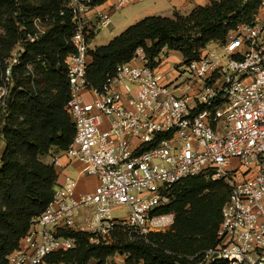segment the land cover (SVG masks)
Wrapping results in <instances>:
<instances>
[{"label": "built area", "instance_id": "built-area-1", "mask_svg": "<svg viewBox=\"0 0 264 264\" xmlns=\"http://www.w3.org/2000/svg\"><path fill=\"white\" fill-rule=\"evenodd\" d=\"M95 1L64 0L59 15L71 16L65 109L75 127L62 154L83 164L97 185L79 193L77 181L67 177L7 264H51V256L77 248V239L66 234H85L98 246L109 244L116 227L130 241L170 229L173 214L157 212L175 201V185L199 176L223 181L230 193L221 209L218 245L201 253L197 264H264V0L224 42H211L220 49H208L209 43L171 80L164 82L139 48L97 88L87 77L91 41L111 19L96 11ZM144 1L113 0L111 9ZM47 24L35 19L26 40L38 42ZM21 53L20 47L5 70L6 85ZM50 159L62 166L57 156ZM233 160L240 163L236 170ZM118 207L126 208L125 218H113Z\"/></svg>", "mask_w": 264, "mask_h": 264}, {"label": "trees", "instance_id": "trees-1", "mask_svg": "<svg viewBox=\"0 0 264 264\" xmlns=\"http://www.w3.org/2000/svg\"><path fill=\"white\" fill-rule=\"evenodd\" d=\"M108 0H96L102 5ZM64 0H0V88L6 85L5 59L22 48L19 65L13 67L11 84L0 103V264L18 249L34 219L45 212L58 185V169L45 163L53 151L63 152L72 143L75 127L66 111L69 86L66 59L73 53L67 44L71 16L59 15ZM262 0H211L189 15L147 17L129 27L105 46L90 51L87 77L91 86L103 85L119 65L128 63L142 48L149 66L164 51L178 52L185 62L199 59L211 42H224L230 31L250 18ZM48 20V30L36 43L26 40L33 22ZM2 29V32H1ZM30 67L31 71L28 70ZM223 182L203 176L186 179L173 188L175 201L158 214H174L172 228L130 241L116 227L110 244L91 245L85 234L75 250L49 258L51 264H99L117 255L126 264H197L204 251L218 245L221 209L229 198Z\"/></svg>", "mask_w": 264, "mask_h": 264}, {"label": "crops", "instance_id": "crops-1", "mask_svg": "<svg viewBox=\"0 0 264 264\" xmlns=\"http://www.w3.org/2000/svg\"><path fill=\"white\" fill-rule=\"evenodd\" d=\"M211 0H145L141 3H135L131 6H128L120 11H114L111 9V5L113 4V0H108L104 4L97 7L96 11L105 12L110 16V19H113L112 14L125 11V16L130 19V23H128L125 27H123L118 35H115V38L121 35L125 30L129 27L137 24L141 20L147 17H164V18H173L175 13H178L182 16L189 15L194 9L198 7H206L210 5ZM95 16V12L91 14L93 18ZM112 16V17H111ZM125 16H123L125 18ZM128 19H121L118 21V25H122L124 22H127ZM112 22V21H111ZM112 24L110 25V27ZM109 28V27H108ZM106 29V28H105ZM101 33V30L93 36L91 41L92 49H96L100 47V45H93V41H95L98 35ZM114 38L108 41L105 45L111 42ZM104 45V46H105ZM91 62V59H90ZM51 156H57L59 158L62 166L58 169L59 177H58V185L57 188L60 187L67 177L72 178L77 181V192L79 193H87L93 191L95 186L97 185V179L94 177L87 176L85 173V166L83 164L77 162H70L69 159L59 153L57 151L51 152Z\"/></svg>", "mask_w": 264, "mask_h": 264}, {"label": "rangeland", "instance_id": "rangeland-1", "mask_svg": "<svg viewBox=\"0 0 264 264\" xmlns=\"http://www.w3.org/2000/svg\"><path fill=\"white\" fill-rule=\"evenodd\" d=\"M125 14H126V10L112 14V16H113V19L111 18L112 26L109 28H106V29L100 28L101 33L98 35L97 39L95 41H93V45L104 46L112 38H115V35H118L117 33H120V31H122L123 27H125L128 23H130V19H128V16H130V15H128L126 17ZM123 16H125V18ZM121 19H128V21L124 22L122 25H118L117 22L120 21ZM1 32H2V29H1ZM210 48L211 49H220V45L217 43H211L209 45L208 49H210ZM18 52H20V47L16 46L11 51V54L9 55L10 57L5 59V61H4L5 64L8 65L9 62L11 61V59L13 58V56L16 55ZM155 62L158 64V67L155 69L156 74L161 75L164 82L171 80L173 78V76L175 75V70H178V69L180 70L181 66L185 63L183 60V57L181 56L180 53L170 52L167 50H164L160 54V56L156 59ZM0 75H1V72H0ZM8 87H7V85H3L0 88V94L3 91L7 90ZM0 103H1V100H0ZM4 146H5L4 143L0 142V155H1V152L4 148ZM59 153H62V152H59ZM50 156H51V154L47 157H44L43 161L45 163H50L51 162ZM232 165H233L234 169L236 170L239 168L240 163L237 160H233ZM204 178L213 182V183H217L220 181V180H216V179L208 178V177H204ZM126 216H127V212H126L125 207H118V208L114 209V211H113V218L114 219L125 218ZM173 217H174V219H173V224H174V220H175L174 214H173ZM173 224L171 225V228H172ZM170 229L162 231L161 233L168 232ZM155 233H158V232H155ZM107 240L109 241V244H110L112 242V235L110 237H107ZM112 258L122 259V260L126 261V257L120 256V255H117V256L112 257ZM112 258H110V259H112Z\"/></svg>", "mask_w": 264, "mask_h": 264}]
</instances>
